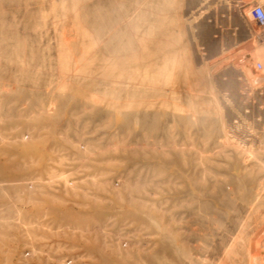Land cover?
Wrapping results in <instances>:
<instances>
[{
	"label": "rangeland",
	"instance_id": "374dc122",
	"mask_svg": "<svg viewBox=\"0 0 264 264\" xmlns=\"http://www.w3.org/2000/svg\"><path fill=\"white\" fill-rule=\"evenodd\" d=\"M255 5L0 0V264H264Z\"/></svg>",
	"mask_w": 264,
	"mask_h": 264
},
{
	"label": "crops",
	"instance_id": "0c3cea01",
	"mask_svg": "<svg viewBox=\"0 0 264 264\" xmlns=\"http://www.w3.org/2000/svg\"><path fill=\"white\" fill-rule=\"evenodd\" d=\"M226 7L227 10V15L228 17H232L234 20L238 19V17H240L239 15V11L236 8V4H228ZM238 14V15H237ZM234 22L233 25L230 27V24H227L226 28L227 29V33H226V39H225V43L227 45V48H233L236 45H240L242 43H244L247 38L248 40L251 39V34H252V30L250 28V26L248 25V29H249V33L250 35H248V37L246 36V27H243L240 22ZM247 37V38H246Z\"/></svg>",
	"mask_w": 264,
	"mask_h": 264
},
{
	"label": "built area",
	"instance_id": "2783aa9c",
	"mask_svg": "<svg viewBox=\"0 0 264 264\" xmlns=\"http://www.w3.org/2000/svg\"><path fill=\"white\" fill-rule=\"evenodd\" d=\"M249 15L252 21H254V23L256 24V26L260 30L264 31V8L260 5H255L250 10ZM262 68L263 66L261 64L257 65L258 70H261Z\"/></svg>",
	"mask_w": 264,
	"mask_h": 264
},
{
	"label": "bare ground",
	"instance_id": "6f19581e",
	"mask_svg": "<svg viewBox=\"0 0 264 264\" xmlns=\"http://www.w3.org/2000/svg\"><path fill=\"white\" fill-rule=\"evenodd\" d=\"M135 50H136V49H135ZM102 256H103V255H102ZM104 256H105V255H104ZM106 257H107V256H106ZM173 263H174V262H173ZM173 263H172V264H173ZM157 264H158V263H157ZM165 264H166V263H165ZM167 264H168V263H167ZM174 264H175V263H174Z\"/></svg>",
	"mask_w": 264,
	"mask_h": 264
}]
</instances>
